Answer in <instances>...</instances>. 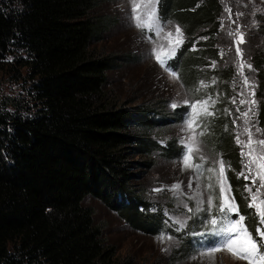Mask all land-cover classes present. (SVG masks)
Masks as SVG:
<instances>
[{
    "label": "trees",
    "instance_id": "trees-1",
    "mask_svg": "<svg viewBox=\"0 0 264 264\" xmlns=\"http://www.w3.org/2000/svg\"><path fill=\"white\" fill-rule=\"evenodd\" d=\"M98 3L0 0V70L10 57L9 71L25 68L34 101L33 107L31 103L0 105V264H133L107 245L93 208L86 205L88 197L122 213L137 231L157 233L160 228L161 219L148 213L152 205L141 201L144 195L133 186L139 175L134 168H149L155 162H138L134 157L155 148L171 156L179 154L175 142L162 147L157 138L166 135L183 109L169 111L171 102L165 95L143 98L138 104L139 100L110 96L114 91L107 89L108 72L134 56L97 55L94 41L112 25L111 16H92ZM167 5L168 14L187 27L193 41L202 37L198 50L188 48L182 57L168 61L194 97L206 95L198 85L207 77L205 66L214 63L210 59L217 61L211 70L220 83L209 92L218 90L222 98L216 107L218 116L202 119L206 124L213 120L211 133L202 140L215 158H219L215 152L221 151L230 160L228 181L255 229L258 217L248 206V182L238 175L245 163L233 140L231 115L225 112L236 70L231 62L226 66L218 53L226 45L220 0H168ZM257 13L251 27L258 35L246 36L255 40L249 55L260 70L264 92V47H260L264 14ZM249 15L254 17L253 12ZM261 122L264 126V101ZM188 247L185 242L184 249ZM183 254L188 256L187 251ZM173 255L172 260L180 258L178 252Z\"/></svg>",
    "mask_w": 264,
    "mask_h": 264
},
{
    "label": "rangeland",
    "instance_id": "rangeland-1",
    "mask_svg": "<svg viewBox=\"0 0 264 264\" xmlns=\"http://www.w3.org/2000/svg\"><path fill=\"white\" fill-rule=\"evenodd\" d=\"M220 4L222 7L221 31L225 37L223 40L226 41V45L223 44L218 53L221 52L222 60L226 66H229L231 62L236 70V80L230 85L231 91L229 94L232 95L227 98L229 106L225 107V112L231 115L232 122L230 124L231 126L233 124L232 130L236 134L233 140L235 139L237 143V135L240 136L242 141L247 140V136L243 134L245 118L242 113L248 111L249 108H251V112H249L247 127L251 128L254 140L264 139V126L261 122V103L264 101L262 93L264 92H261L260 70L256 68L253 56L249 55V47L252 41L254 43L255 40L246 36L247 34H256L257 37V32L251 26L257 22V20L255 21L257 12L264 14V0H220ZM250 12H253L254 17L249 15ZM91 14L95 17L107 15L112 17V25L102 32L101 39L94 41V49L98 56H104L103 54H111L118 58L124 57L125 54L134 56L132 60L125 59L124 61L122 59L121 64L108 72L107 89L114 91L110 92V96H119L120 100L123 101L139 100L138 104L142 101L140 99L156 100L165 95L171 102L168 107L169 111H174L180 107L183 109L181 112L182 117L177 118L176 122L173 121L171 125H168L164 137L156 135L159 128L154 132V135L158 137L157 141L162 147L168 146L169 142H175L180 148L179 154L171 156L172 154H166L164 151L155 148L156 151L154 150L150 154L134 157L138 162L147 160H154L155 162L149 168L145 166L134 168V172L139 175L135 176L133 186L142 196L144 195L141 201L144 200V203L148 202L152 205L148 213L157 215L158 218L162 219L164 212H168L175 219L179 218L184 221V227L194 225L196 222L205 225L207 217L203 216L201 218L200 215L209 210L207 203L209 196L212 197L213 204L218 200L220 202V185L217 183V177L220 175L219 161H223L225 165L224 195L230 200L234 197V202L239 208L240 202H238L234 188L227 178L232 167L230 160L222 157L220 155L221 151H214L219 157L218 159L215 158L212 152L209 151L205 140H202V137H205L202 116L206 115L207 119L218 116L216 107L222 98V94L218 90H214L213 93L209 92L210 87L217 88L220 83V77L212 73L211 70L215 68L213 64L216 65L217 61L210 59V62L214 63L211 66H205L206 74H204L207 77L202 78L198 86L201 91L207 93L202 99L196 98L180 80V76L178 80L172 78L169 71L162 68L155 60L151 53L153 45L145 39V36L151 35L153 39H156V37L154 33H145L134 26L130 0H99L98 6L92 10ZM173 24H162L165 26V32H174L175 25H178V23L173 21ZM233 32L243 33L244 42L238 43V35H230ZM191 38L193 41L192 36ZM201 38V36H198L193 41L192 47L194 49L198 48L197 42ZM233 39L236 41H233ZM163 42L167 43L166 41ZM260 42V47H264V35L260 38ZM237 44L242 50V58L236 52ZM10 59L5 62L7 66L0 70V105L7 102L20 103L21 105L31 103L33 107L32 103L34 101L32 97L30 98L29 93L31 80L28 78V72L25 68H19L16 72L9 71L8 65L12 63ZM245 62L250 64L251 68L249 69L245 66L244 74L240 75L239 65ZM245 76L248 79V84H244ZM233 86L235 89H233ZM147 92L150 93L146 95ZM252 92H254V95L251 94ZM233 99H235V103ZM185 100L189 101V104H184ZM205 100L208 101V112L212 114L207 115L201 112L193 127L191 129L186 128L185 121L188 118V114L192 112L191 104ZM242 100H254L255 104L241 103L240 101ZM173 103L178 106L172 108L171 105ZM197 111H200L199 105L197 106ZM211 121L213 122V120ZM211 121L207 122V135L211 133L209 125ZM256 129H260V131L257 132ZM200 132H203L204 135H199ZM193 133H196L198 147L194 145L189 162L194 165L198 161L206 162V171L203 173L197 172L194 168L185 167L181 163L186 151L185 144H182L181 141L190 142L189 138ZM237 147L240 155L242 151L247 150L238 143ZM241 157L244 160L242 163H246L247 158L242 155ZM207 164H210L208 169ZM209 169L214 171H209ZM241 172L247 174L245 168L238 172L239 176ZM246 181L248 182L247 187H251L252 193H255L259 180H257L256 185L252 184V178L246 179ZM177 183L181 185V189L178 192H174L171 190V186ZM208 185L212 186L211 189H209ZM228 186H230V189ZM155 189L162 190L154 191ZM247 193L249 198L250 193L248 191ZM200 200L205 202L199 205L200 210L198 211L197 204ZM85 202L86 205L93 208L95 222L102 226L103 237L107 245L117 248L121 260L132 261L133 264H248L245 260L233 256L227 250L213 255L192 254L183 257L185 256L183 254L185 243L181 237L165 235L171 236L173 239L161 242L157 239L159 235L156 232L145 233L135 230L134 226L122 213L109 208L98 198L88 197ZM189 208L192 209L191 212L188 211ZM138 209L145 212V208L141 205H138ZM262 228L264 229V226ZM253 237L256 238V235H253ZM173 252H178L180 258L172 260L175 257ZM189 254H191V250Z\"/></svg>",
    "mask_w": 264,
    "mask_h": 264
},
{
    "label": "snow or ice",
    "instance_id": "snow-or-ice-1",
    "mask_svg": "<svg viewBox=\"0 0 264 264\" xmlns=\"http://www.w3.org/2000/svg\"><path fill=\"white\" fill-rule=\"evenodd\" d=\"M158 2L159 0H130L132 20L134 22V26L138 29H141L145 33H154L156 39H153L151 35L145 36V39L153 45L151 49L152 55L162 68L169 71L172 78L178 80V73L171 71L166 67V65L168 60L175 55L177 48L183 44V31L179 26H176L174 32H165V26L162 25L158 15ZM168 23L170 24L171 22L169 21ZM230 35H238V43L244 42L243 33L233 32L230 33ZM163 41H166L167 43L165 44ZM236 52L241 56V58L243 57L242 50L239 48L238 44ZM213 66L215 65L213 64ZM245 66L249 69L251 68V65L246 64V62L240 64V75L244 74ZM248 83V79L245 76L244 84ZM251 94L254 95V92ZM233 102L235 103V99H233ZM240 102L255 104L254 100H242ZM184 104H189V101L185 100ZM198 105L200 106V111H197ZM177 106L178 105L176 103L171 105L172 108H176ZM191 108L192 112L188 114V118L185 121V127L188 129L193 127L194 122L201 112L207 115L212 114L208 112L207 100L192 103ZM249 112H251V108L242 113V116L245 118V128L243 130V134L247 136V140L242 141L239 135L236 137L237 143L241 144L242 148L247 149L241 153L242 156L247 158V162L244 164V167L247 170V175H245L244 172H241L240 175L244 176L245 179L252 178L253 185H256L257 180H259V185L257 186L255 193H252L251 187H247L246 190L250 193V202L248 206L256 210L258 223L259 225L264 226V198H261V190L264 189V139H253V132L251 128L247 127ZM256 131L259 132L260 129H256ZM199 135L203 136L204 133L200 132ZM189 141L190 142H186L184 140L181 141V143L185 144L186 147V153L182 157L181 163L185 167L194 168L197 172H199L202 165H194L189 162L194 145L198 147L196 133L192 134ZM209 171L214 170L209 169ZM219 173L220 175L217 177V183L220 185V203L218 206L213 205L211 196H209L207 200L209 211H211L212 207H215L216 213L219 215V219L216 216H212L208 220L210 232L213 236L217 237V239L212 242L211 247L202 248L199 251V254L213 255L217 252L227 250L236 258L247 261L248 264H264V251H261V249L264 248V230H261V228L258 227L256 230V238H254L252 233L249 232L247 226L244 224L245 217L243 215H238V218L236 219L232 218L233 214L238 213V206L234 202V197L230 200L224 195V180L226 177L224 176L225 165L223 161H219ZM189 187H191V185H189ZM208 187L211 189L212 186L208 185ZM228 187L230 189V186ZM180 189L181 185L179 183L171 186V190L174 192H178ZM161 190L162 189H155L154 191ZM204 202L205 201L203 200L198 202V211L200 210L199 205ZM188 211L191 212L192 209L189 208ZM176 224L179 226L177 230H181L185 226V222L181 221L179 218L176 219ZM201 235H203V233H201ZM157 239L164 242L166 240H172L173 238L171 236H165L162 233L157 237ZM193 259H195V257H193Z\"/></svg>",
    "mask_w": 264,
    "mask_h": 264
},
{
    "label": "crops",
    "instance_id": "crops-1",
    "mask_svg": "<svg viewBox=\"0 0 264 264\" xmlns=\"http://www.w3.org/2000/svg\"><path fill=\"white\" fill-rule=\"evenodd\" d=\"M167 3H168V0H160V2H159V14H160V17L163 19V20H165V21H167V22H171V24H173V21H175V19H174V17L172 16V15H170V14H168V5H167ZM176 22V21H175ZM177 23V22H176ZM174 25V24H173ZM176 26H179L181 29H182V31H183V35H184V40H185V48H184V50L180 53V55H179V58L180 57H182V55L188 50V48H191L192 50H198L199 48H200V46H198V48L197 49H194L193 47H192V45L190 44L191 43V41H192V38H191V34H189L188 32H187V30H186V28L187 27H184V26H181V25H175V27ZM193 37V36H192ZM233 41H236V40H234L233 39ZM180 76V75H179ZM180 79H181V76H180ZM185 85V84H184Z\"/></svg>",
    "mask_w": 264,
    "mask_h": 264
},
{
    "label": "clouds",
    "instance_id": "clouds-1",
    "mask_svg": "<svg viewBox=\"0 0 264 264\" xmlns=\"http://www.w3.org/2000/svg\"><path fill=\"white\" fill-rule=\"evenodd\" d=\"M163 20V19H162ZM166 23H168L167 21H165ZM184 48H185V45L183 44V49L181 50V52L184 50ZM204 118H208L206 115L204 116V117H202V119H204ZM203 125H204V133L205 134H207V130H208V125L206 124V123H204L203 122ZM205 163V165H206V162H204ZM210 167V164H207V169ZM199 173H201V172H199ZM246 180V179H245ZM214 205V204H213ZM241 206V205H240ZM207 211H205V212H203L201 215H200V217L202 218L203 216H206L207 217ZM162 224H163V220L161 219V225L160 226H162ZM201 224L202 223H198V222H196V223H194V225H188L187 227H190V228H200L201 227ZM156 234H158V231H157V233ZM175 235V234H174ZM173 235V236H174ZM172 236V235H171ZM177 236H179V237H181L182 239H183V242L185 243H188L189 244V247H188V249H184L183 251H187V254H188V256H190V255H192V254H194L195 253V242L193 241V240H190L189 239V237L187 236V235H183V234H177ZM191 250V254H189V251Z\"/></svg>",
    "mask_w": 264,
    "mask_h": 264
},
{
    "label": "bare ground",
    "instance_id": "bare-ground-1",
    "mask_svg": "<svg viewBox=\"0 0 264 264\" xmlns=\"http://www.w3.org/2000/svg\"><path fill=\"white\" fill-rule=\"evenodd\" d=\"M256 229H257V225H256ZM256 229H253L252 233L256 234ZM261 251H264V248H262Z\"/></svg>",
    "mask_w": 264,
    "mask_h": 264
}]
</instances>
